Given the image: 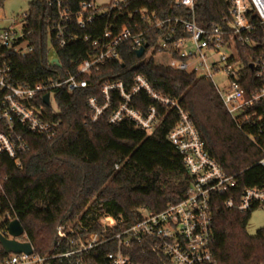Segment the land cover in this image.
Returning a JSON list of instances; mask_svg holds the SVG:
<instances>
[{
  "label": "trees",
  "instance_id": "1",
  "mask_svg": "<svg viewBox=\"0 0 264 264\" xmlns=\"http://www.w3.org/2000/svg\"><path fill=\"white\" fill-rule=\"evenodd\" d=\"M81 1L64 0L77 13ZM141 7L156 10L161 16H180L185 20L193 17L190 9L173 5V0H130V10ZM229 10V0H197L194 16L202 27H226ZM57 18L56 3L50 4L49 0L30 3L22 24L25 39L33 50L26 57L8 51L13 84L35 85L57 78L64 68L74 69L80 58L92 50L91 43L82 37H97L105 24V19L99 17L86 29L73 23L71 32L79 39L59 47L57 40L52 39V26ZM254 23L255 28L248 36L263 42L264 24L257 19ZM181 34L189 35L183 28ZM51 45L58 46L62 67L50 63ZM123 48L121 61H109L100 71L86 76L87 88L72 93L64 87L58 88L54 118L60 127L56 135L28 133L30 149L21 157V167L13 160L8 162L9 179L2 204L5 209H11L12 205L13 216L21 221L27 240L41 256L63 252L69 246L67 239L56 245L60 224L81 218L90 226V232L99 231L100 215L109 213L123 216L116 228L119 230L135 223L141 217V208L159 211L187 194L191 177L182 154L168 138L179 120L178 112L161 108L162 112L166 109L167 115L151 134L129 120L110 123L109 111L93 122L88 98L100 96L106 81L122 80L131 85L136 74L145 75L156 89L180 101L195 123L206 150L227 174L237 175L240 191L246 186L264 187V166L258 163L264 157V99L254 107L262 119L239 128L210 78L174 69L154 57H138L129 43ZM236 49L238 58L248 64L244 85L249 92L264 86L263 80L254 78L249 66L252 56L264 53V44L248 47L237 43ZM141 98L145 108L156 104L145 94ZM223 197L214 210L212 249L218 264H264V227L254 235L247 230L252 211L258 207L249 211L230 210L223 205ZM116 247L115 242L98 245L84 255L82 263L111 264L108 254ZM0 253L8 256L1 244ZM142 257L138 254L136 261L145 263ZM44 264L69 263L66 259L49 258Z\"/></svg>",
  "mask_w": 264,
  "mask_h": 264
},
{
  "label": "built area",
  "instance_id": "2",
  "mask_svg": "<svg viewBox=\"0 0 264 264\" xmlns=\"http://www.w3.org/2000/svg\"><path fill=\"white\" fill-rule=\"evenodd\" d=\"M49 1L57 5L58 18L52 26V39L57 40L59 47H66L79 39L71 32L73 23L86 29L99 17L105 19L104 29L97 37H82L91 43L92 50L80 58L74 69L64 68L57 78L35 85H15L11 82L12 64L7 59L8 51L26 57L33 47L25 39L23 24L21 31L15 25L0 28V236L29 241L26 232L19 237L10 233V223L18 218L12 214V205L11 209H5L2 204L9 179L6 173L8 162L13 160L21 167V157L30 149L28 133L48 137L56 135L60 127V122L54 118L56 90L64 87L72 93L87 88L86 76L100 71L109 61L122 60L125 43H129L136 53L148 45L142 56L144 59L154 57L157 62L174 69L210 78L239 128L262 119L254 107L264 99V86L251 92L246 88L244 81L248 64L238 58L236 44L248 47L264 44V41L248 36L255 28V19L264 24V0H229V16L225 18L227 26L214 25L211 28L197 23L194 16L197 0H173V5L193 12L191 20L161 16L147 7L130 10V0H111L101 5L93 0H82L79 13L74 12L64 0ZM89 10L91 12L87 15L82 14ZM182 28L188 36L181 34ZM159 54L169 55L170 59L158 58ZM55 58L60 60V65L54 61ZM49 61L63 66L58 46L51 45ZM249 66L254 78L264 81V53L252 56ZM219 72L226 75L225 85L214 81L215 74ZM46 94H50L49 103L45 102ZM142 94L156 104L145 108ZM88 105L93 122L99 121L109 111L110 123L129 120L148 134L153 133L165 119L166 109H175L179 120L168 138L182 154L191 177L186 196L159 211L141 208V217L119 230L116 228L123 216L109 213L100 215L99 231L90 232V226L81 218L60 224L56 245L67 239L69 246L66 250L41 256L33 246L31 254L11 252L2 256L0 253V264H44L49 258L83 264L84 255L105 242L117 243L116 249L108 254L111 264H218L212 245L215 237L214 210L219 199L225 196L223 205L230 210L249 211L264 203V187L246 186L240 191L237 175L227 174L220 162L206 150L195 123L180 101L156 89L143 74H136L131 85L122 80L106 81L100 96H90ZM161 108L166 109L162 112ZM258 163L264 166V157ZM75 223L79 225L75 226ZM138 254L143 256L145 263L136 261Z\"/></svg>",
  "mask_w": 264,
  "mask_h": 264
},
{
  "label": "rangeland",
  "instance_id": "3",
  "mask_svg": "<svg viewBox=\"0 0 264 264\" xmlns=\"http://www.w3.org/2000/svg\"><path fill=\"white\" fill-rule=\"evenodd\" d=\"M32 1L33 0H4L3 3H0V28H8L15 25L16 29L21 31V24L23 23L22 17L29 10L30 3ZM93 1L96 4L101 5L109 3L111 0ZM190 45L193 46L192 43H190ZM158 58L164 60L170 59L169 55L163 54H159ZM214 81L219 85H225L227 83L226 75L222 72L216 73ZM262 227H264V203L252 211L247 225V230L250 234L254 235Z\"/></svg>",
  "mask_w": 264,
  "mask_h": 264
},
{
  "label": "water",
  "instance_id": "4",
  "mask_svg": "<svg viewBox=\"0 0 264 264\" xmlns=\"http://www.w3.org/2000/svg\"><path fill=\"white\" fill-rule=\"evenodd\" d=\"M148 45L140 48L137 50V55L138 57H142L146 51V47ZM54 61L60 65V60L58 58H55ZM49 99H50V94H46L45 95V102L49 103ZM9 230L10 233L15 236V237H19L22 234H24L25 229L21 223V221L19 219H14L10 225H9ZM0 242L2 244V246L4 247L5 251L7 253H21V252H26V253H33V245L30 241H20L16 238L14 239H8L4 236H0Z\"/></svg>",
  "mask_w": 264,
  "mask_h": 264
}]
</instances>
